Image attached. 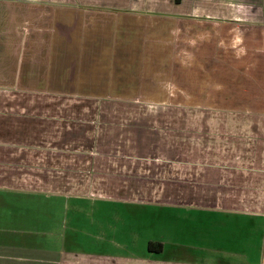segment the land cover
<instances>
[{"label":"crops","instance_id":"crops-1","mask_svg":"<svg viewBox=\"0 0 264 264\" xmlns=\"http://www.w3.org/2000/svg\"><path fill=\"white\" fill-rule=\"evenodd\" d=\"M0 264H264V0H0Z\"/></svg>","mask_w":264,"mask_h":264},{"label":"rangeland","instance_id":"rangeland-1","mask_svg":"<svg viewBox=\"0 0 264 264\" xmlns=\"http://www.w3.org/2000/svg\"><path fill=\"white\" fill-rule=\"evenodd\" d=\"M171 42H172V40H171ZM220 42H222V44L220 45V46H223V40L222 41H220ZM235 41L233 42V45H235V46H237V45H239V44H237V43H235ZM183 57V56H182ZM181 57V58H182ZM184 57H186V56H184ZM188 57V56H187ZM177 58V57H176ZM181 62V61H180ZM169 88H171V85L169 86ZM158 103H145L144 105H149V106H154V107H156V105H157ZM167 105H171L170 103H167Z\"/></svg>","mask_w":264,"mask_h":264},{"label":"trees","instance_id":"trees-1","mask_svg":"<svg viewBox=\"0 0 264 264\" xmlns=\"http://www.w3.org/2000/svg\"><path fill=\"white\" fill-rule=\"evenodd\" d=\"M150 248H151V246H150Z\"/></svg>","mask_w":264,"mask_h":264}]
</instances>
